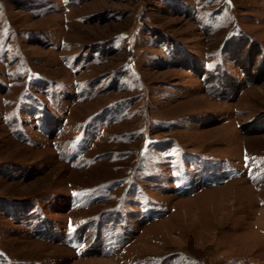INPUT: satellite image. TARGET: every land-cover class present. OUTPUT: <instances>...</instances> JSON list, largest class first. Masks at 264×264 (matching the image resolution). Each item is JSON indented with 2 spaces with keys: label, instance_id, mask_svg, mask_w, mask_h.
<instances>
[{
  "label": "rangeland",
  "instance_id": "obj_1",
  "mask_svg": "<svg viewBox=\"0 0 264 264\" xmlns=\"http://www.w3.org/2000/svg\"><path fill=\"white\" fill-rule=\"evenodd\" d=\"M0 264H264V0H0Z\"/></svg>",
  "mask_w": 264,
  "mask_h": 264
},
{
  "label": "bare ground",
  "instance_id": "obj_2",
  "mask_svg": "<svg viewBox=\"0 0 264 264\" xmlns=\"http://www.w3.org/2000/svg\"><path fill=\"white\" fill-rule=\"evenodd\" d=\"M4 7H5V6H4ZM8 20H9V19H8ZM7 22H8V21H7ZM247 180H248V179H247ZM252 180H253V178H252ZM252 180H251V182H252ZM249 182H250V181H249ZM252 183H253V182H252ZM256 188H257V187H256ZM262 188H263V187H262ZM261 199H262V198H261ZM208 217H209V216H208ZM246 219H247V218H246ZM198 220H199V219H198ZM224 222H225V221H224ZM254 223H256V222H254ZM246 224H247V223H246ZM246 224H245V225H246ZM219 225H220V224H219ZM247 225H252V226H253V224H249V223H248ZM254 226H255V225H254ZM246 227H247V226H246ZM246 227H245V228H246ZM258 227H259V226H258ZM258 227H256L257 230H258ZM199 228H200V227H199ZM218 228H219V226H218ZM245 228H244V229H245ZM247 228H248V227H247ZM249 228H252V227H249ZM214 229H215V227H214ZM219 229H220V228H219ZM189 230H190V229H189ZM212 230H213V229H212ZM212 230H211V231H212ZM217 230H218V229H217ZM259 230H260V229H259ZM255 232H256V231H255ZM260 232H261V230H260ZM214 233H215V232H214ZM219 233H220V232H219ZM232 233H233V232H232ZM187 235H188V234H187ZM191 235H192V234H191ZM191 235H190V236H191ZM210 236H211V235H210ZM193 237H194V236H193ZM193 237H192V240L194 239ZM190 240H191V239H190ZM194 240H195V239H194ZM185 241H186V239H185ZM188 241H189V240H188ZM212 241H213V240H212ZM168 243H169V242H168ZM185 243H186V242H185ZM196 243H197V241H196ZM210 243H211V242H210ZM192 244L194 245V243H192ZM211 244H212V243H211ZM167 245H168V244H167ZM209 245H210V244H209ZM209 245H208V246H209ZM189 247H190V246H189ZM189 247H188V248H189ZM192 247H193V246H192ZM193 248H194V247H193ZM193 248H192V249H193ZM202 249H203V248H202ZM208 249H210V247H208ZM208 249H207V250H208ZM190 250H191V247H190ZM193 250H194V249H193ZM197 250H198V249L195 250V252H194L195 254H196V251H197ZM211 250H212V248H211ZM184 251H185V250H184ZM208 251H209V250H208ZM188 252H189V251H188ZM210 252H211V251H210ZM210 254H211V253H210ZM200 255H201V254H200ZM211 255H212V254H211ZM211 255H210V256H211ZM200 259H201V258H200ZM208 261H209V260H208Z\"/></svg>",
  "mask_w": 264,
  "mask_h": 264
}]
</instances>
